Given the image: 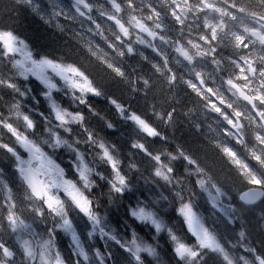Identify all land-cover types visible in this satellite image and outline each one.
<instances>
[{
	"label": "clouds",
	"instance_id": "9594fccd",
	"mask_svg": "<svg viewBox=\"0 0 264 264\" xmlns=\"http://www.w3.org/2000/svg\"><path fill=\"white\" fill-rule=\"evenodd\" d=\"M0 264H264V0H0Z\"/></svg>",
	"mask_w": 264,
	"mask_h": 264
}]
</instances>
